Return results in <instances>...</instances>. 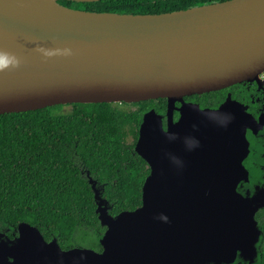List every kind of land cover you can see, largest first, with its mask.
<instances>
[{
  "label": "water",
  "instance_id": "1",
  "mask_svg": "<svg viewBox=\"0 0 264 264\" xmlns=\"http://www.w3.org/2000/svg\"><path fill=\"white\" fill-rule=\"evenodd\" d=\"M58 1L0 0V115L157 99H165V113L150 108L140 116L134 153L149 172L139 207L110 215L103 186L88 179L105 227L100 252L63 250L20 222L12 239L9 229L0 231V264H257L264 224L254 215L264 209V186L238 191L248 181L246 130L256 131L257 122L230 97L213 109L183 98L259 83L264 0L159 14Z\"/></svg>",
  "mask_w": 264,
  "mask_h": 264
},
{
  "label": "trees",
  "instance_id": "2",
  "mask_svg": "<svg viewBox=\"0 0 264 264\" xmlns=\"http://www.w3.org/2000/svg\"><path fill=\"white\" fill-rule=\"evenodd\" d=\"M226 0H100L67 7L118 14H159ZM217 92L185 97L205 100ZM137 104L136 111L110 103H74L0 115V231L26 222L44 240L55 237L60 248L99 250L103 228L95 213L93 193L79 175L81 164L103 186L109 213L134 210L141 205V186L148 174L145 162L132 154L140 112L149 107L162 112L165 100ZM128 146L130 147L128 149ZM257 264H264V229Z\"/></svg>",
  "mask_w": 264,
  "mask_h": 264
},
{
  "label": "flooded vegetation",
  "instance_id": "3",
  "mask_svg": "<svg viewBox=\"0 0 264 264\" xmlns=\"http://www.w3.org/2000/svg\"><path fill=\"white\" fill-rule=\"evenodd\" d=\"M213 92H217V94L212 95L210 98H207L205 100H202V99L188 100L185 97L183 98V100L185 102L196 103L200 108L213 109V108H217L226 97H230L232 100H235L241 105H243L246 108L247 113H249L254 118V120H256L257 125H258L257 130L252 131L249 128L246 130V139L249 144V152L243 164H244V167L248 171V181L243 183L242 185L241 184L238 185L239 186L238 191L241 194H245L247 192L251 193L254 190V187L264 186V82L261 79L259 80V83L250 82V81H242L240 83H235L224 89H220L218 91H213ZM196 96H200V95H196ZM110 104H116V106L120 107L121 109H125V110L129 108H130L129 110H132V111L137 110V108L128 107L129 105H132V103H122L121 102V103H110ZM125 104H127L128 106H126ZM133 105L137 106V104H133ZM66 106H69V105H66ZM175 106L178 107L179 103H175ZM150 108H153V107H149L148 109ZM153 109L160 115H164L165 113V110L162 112H159L155 108ZM146 110L140 112L138 115V122L136 125L137 136H138V125H139L140 116H142V114ZM178 115H179L178 112L174 110L172 112V121L177 120ZM163 124L165 126L164 118H163ZM136 139L137 137L134 140L131 139V137L128 138L129 144L133 143L132 154H136L134 153V145H135ZM129 148L130 147L128 146V149ZM146 167L148 168L147 164H146ZM77 168L79 169V175L87 183H88L89 178H92L96 184H101V185L107 184L110 181L112 182L114 181V180H99L97 176L93 174L91 175L90 171L87 168H85L83 164H81ZM148 172H149V168H148ZM254 218L258 226L263 225L264 224V209H259L255 213ZM102 228H103L102 230V233H103L105 231V227H102ZM5 233L10 239L14 237V232L12 231L6 230ZM70 248H66V249H70ZM66 249H63V250H66ZM94 251L100 252L101 246L99 250H94ZM240 264H246V263L241 262Z\"/></svg>",
  "mask_w": 264,
  "mask_h": 264
},
{
  "label": "rangeland",
  "instance_id": "4",
  "mask_svg": "<svg viewBox=\"0 0 264 264\" xmlns=\"http://www.w3.org/2000/svg\"><path fill=\"white\" fill-rule=\"evenodd\" d=\"M76 9H80V7L79 8H76ZM126 106H128L127 104H125ZM128 107H133V108H136V106H134L133 104L132 105H129ZM70 109H71V107L70 106H66V105H63L62 107H60V108H57L56 109V112H62V113H67V112H69L70 111Z\"/></svg>",
  "mask_w": 264,
  "mask_h": 264
},
{
  "label": "built area",
  "instance_id": "5",
  "mask_svg": "<svg viewBox=\"0 0 264 264\" xmlns=\"http://www.w3.org/2000/svg\"><path fill=\"white\" fill-rule=\"evenodd\" d=\"M258 77L264 82V71L261 72Z\"/></svg>",
  "mask_w": 264,
  "mask_h": 264
}]
</instances>
